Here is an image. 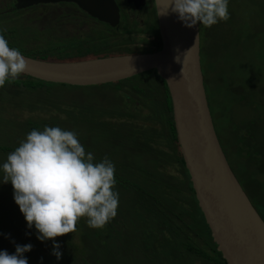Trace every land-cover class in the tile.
<instances>
[{"label": "rangeland", "instance_id": "374dc122", "mask_svg": "<svg viewBox=\"0 0 264 264\" xmlns=\"http://www.w3.org/2000/svg\"><path fill=\"white\" fill-rule=\"evenodd\" d=\"M13 7H15V4L12 3V0H0V15H2V13L5 15L4 13ZM234 9H237L235 18L237 20L236 23L238 20L241 21V19H243L245 23L252 27L251 31L256 29V34L250 36L248 30L243 28V35L240 41L241 44L233 50L230 48H228V50L223 49L227 52L217 54L219 59L217 58L216 63L213 59L210 61L211 66L209 70H207V73L209 72L210 74L208 97L211 109L215 111L214 122L219 129L218 134L222 132L226 133L223 124L225 120L223 118L217 120V114L222 103L226 106V114H230L228 117L234 118L237 122H241L248 114L247 108L238 109L231 105V97L228 94V89H239V92L242 94H253L256 99L264 101V0H238L237 5H228L229 12L234 11ZM127 10L130 11V7H128ZM61 11L63 12V9H58V11L55 12L54 8H50L46 9L45 15H39L42 12L40 9L36 14L39 15L37 18L40 17V20L35 21L34 17L36 15L30 13L25 23L15 21L14 19L17 20L16 16H13V19L1 17L3 19L0 18V30L11 25V28L18 30V35L14 33L7 36L4 32H0V34L8 38V42H19L22 39H32L31 46L41 49V52L48 51L55 46H58L61 50H65L64 40L66 39L62 37L60 34L61 32L68 35L70 40H72L73 37H91L90 32L84 33V30L86 29V31H88L89 27L81 26L80 21L83 19L81 16L82 14L79 13L74 15L76 18L75 20L72 19V27H69V30L63 31L60 27L59 30L50 31L48 28L51 27V23L58 20V15ZM152 11L153 10H150V8L141 11L140 14L142 18H144L145 25L136 29L139 35L140 32H149L147 26L151 24L153 20L155 21ZM22 14L24 16H17L24 18L26 11ZM129 17L133 18L135 16L129 15ZM45 18L46 21L43 22ZM30 19L32 21H29ZM3 20H5V22ZM10 21H12V24L9 23ZM129 24H131V27H134L132 21H125L124 26H122L120 30H122V32H131V28L128 27ZM226 27L229 29L230 33L234 32L231 30V25H227ZM233 37L237 38V33ZM142 38V36H139L140 41ZM123 39L124 38L119 37L117 41L119 45L111 47L112 51H116V53L121 55H134L146 53L148 51L147 49L149 46L141 48L140 46L137 48L134 46H126L128 42L122 41ZM129 40L131 39L129 38ZM102 42L104 46H113V43L110 40L107 41L105 38L102 39ZM95 47L96 46H94V48ZM135 50L140 52L135 53ZM219 55L223 57L220 58ZM46 58L48 59L43 60L44 58H42L38 60L56 63L74 62V60L68 59L69 55L60 53L56 56L50 52ZM221 78L222 82L219 80ZM247 80L252 81V84L250 86L241 87ZM128 83L135 84L136 82L135 79H130ZM104 87L100 88L99 86H93L79 88L71 86L64 87L55 84L35 87L24 83L15 85L6 81L5 86L0 88V165L6 161L7 155L18 147L19 142L23 140L30 131L33 129L43 130L45 126H59L62 129L76 132L86 152H91L95 155L94 162H100V158L103 159V157H106V155L101 156L99 153L100 149H105L108 153H112L113 150L116 151L115 153L118 154L112 157V159L115 160V175L120 171H125V174L115 176L116 186L114 190L119 193L117 213H120L122 216V221L119 222L117 219L115 223L116 227H118L117 225L119 223L120 224L118 227V239L113 240V243H118L114 251L118 248L124 250V258H120L122 264H155L151 261L150 256L145 257L144 255L146 250L143 245L149 243V241L146 240L147 235L145 234L148 230L144 232L142 226L140 228L141 238L139 242L134 243L132 239L134 233L132 237L130 236L132 229L127 231L128 227H131L129 219L132 217L128 215L129 210L132 211V215L136 212V216L139 211H145V209H140L141 205H145L143 203L146 201H153L151 198L155 199L153 194L154 190H157L160 194L162 189V187H157L154 180L151 181L144 178L141 175V168L150 170V172L153 173L151 178L161 180L162 177H168L169 180L167 182L170 183V181H172V184H174L172 188L174 198L177 197L182 200V207L185 208L186 205H184V203H187V201L184 194H177L174 192L175 188L179 186L182 180V174L180 168L173 165L174 162L169 164L168 160L172 158H169V149L166 147H162V149L168 154L167 159H158L162 166L159 167L158 172H155V162L147 160L145 150L138 153L136 146H133L132 140L134 135L128 133L131 127L125 126L123 130L118 127V125H120L119 123L123 125L133 123L138 125L137 130L139 132H145L144 128L150 127L147 117L152 115V111L143 103L145 100L139 103L144 97L135 92L130 93L129 87H124L123 93ZM105 90H107V92H105ZM124 93L130 94L127 100L125 99ZM130 98L135 101L134 104ZM137 103L139 104L137 105ZM154 126L155 124L153 123L152 128ZM113 135H121L123 137L127 135L130 145L127 146V141H123L122 137L119 139H116V137L112 138ZM145 139L146 137L143 135L142 144H144L143 142ZM155 146L159 147V144ZM120 150H122L123 153H119ZM102 154H104V152ZM119 161H124V163H119ZM241 161L244 164L243 169H247L248 172L244 170L246 174H241V171H243L242 169L240 172H237L238 177L242 176V178L245 177L246 179L253 178L251 175L255 173L258 174L255 178L259 177L264 185V176L258 172L259 167L252 163L249 158L243 157ZM133 165L134 170L131 172L128 169L129 167L133 168ZM240 165L236 163L239 170ZM2 177L3 173L0 171V182H2ZM242 178L241 180H243ZM155 187L157 188L155 189ZM247 187H250L253 192L258 191V187L254 182H248ZM148 193H151L150 196ZM261 194H264V192H261ZM169 195L172 194H165L166 201L173 200V197ZM142 200H144L143 203ZM145 214L148 215V212H145ZM125 216H127L126 222ZM83 220L86 221V219ZM81 221L82 219L77 226L81 224ZM139 226L140 224L137 227ZM132 227L136 228L135 223ZM103 232L106 234L107 230ZM88 233H91V231H88ZM0 236V245L5 247L8 246L15 249L16 245H34L30 252L24 254L28 264H33V262L34 264H45L44 261L39 262V260H34L33 251L37 249L35 244L39 245L41 243L44 245L48 243H58L60 248L64 249V247H67V243H73V247L71 246L73 251L71 248L67 252L66 260L64 259L62 264H94L96 263L94 259L91 261L89 260L91 256L89 251L96 248L97 245H101V242L103 244L105 243L104 235L99 236L97 239L96 235L95 238H93V234L88 236L84 234V236H82L79 233H75L70 239L62 236L57 237L55 241L49 240L41 242L37 239L35 228L29 229L19 207L16 205L13 198L11 183H0ZM46 247L49 248L47 245ZM107 254L109 253H106V256ZM211 260L212 261L201 260L196 257L195 264H220L218 263L220 260L217 254H215V257L211 258ZM99 262H101V264H116L107 257L106 259L101 258L97 263ZM52 264H56V262ZM181 264L189 263L184 262Z\"/></svg>", "mask_w": 264, "mask_h": 264}, {"label": "trees", "instance_id": "16d2710c", "mask_svg": "<svg viewBox=\"0 0 264 264\" xmlns=\"http://www.w3.org/2000/svg\"><path fill=\"white\" fill-rule=\"evenodd\" d=\"M237 2L238 0H229L228 5H237ZM35 9L36 10L31 11V13H34L36 15L39 9ZM41 11L42 12L39 15H43L44 11ZM236 13L237 9H234V11L229 12L230 18L226 21L227 23L221 21L216 25L212 26L211 28L200 26V32L202 35L200 54L201 64L203 73L205 74V87L207 89V98L213 121L215 117V111H212L208 97L210 74L209 72L207 73V70H209V67L211 66L210 61L211 59H213L216 63V60L218 58L217 54L227 52H225L223 49L228 50V48H230L231 50H233L238 45H240V41L242 39L241 36L243 35V28H246L248 30V34L250 36L256 34V29L251 31L252 27L245 23L243 19H241V21L238 20V22L236 23ZM27 14L28 12L26 11L25 16ZM17 15L24 16L22 12L15 11L10 14L7 13L3 16L0 15V18L9 17L10 19H13L12 17L16 16L17 20L14 19L15 21L19 23H25L27 19L18 17ZM39 15H36L34 17L35 21L40 20V17L37 18V16ZM5 20L3 21L5 22ZM29 21L32 20L30 19ZM9 23L12 24V21H10ZM227 25H231V30H233L234 32L230 33L229 29L226 27ZM10 26H6L4 29L0 30V32H4L7 36L12 35L14 33L18 35V30L15 28H11ZM236 33L237 38H234L233 36L236 35ZM6 39L8 40V38ZM31 42L32 39H22L19 42L11 41L8 43L10 47L19 49L22 54L28 57L34 59L44 58L43 60L48 59L46 57L50 54V52L56 56H58V53L69 55L68 59L74 60V62H76L78 60L80 61L94 59L92 58V56L99 57L101 54L105 55L110 51L109 48H106L107 45L104 46L103 42H99L100 44L95 48L93 47V49L91 46H88L87 42H84V40H73L72 42L70 40L66 44L65 50H61L58 48V46H55L53 48H50L48 51L41 52V49L32 47ZM130 79H135L136 83H128ZM130 79L123 80L117 83L99 85V87L102 88L105 86L104 88H109L120 93H123L122 91H124V87H129L130 93L135 92L136 94L144 97V99L139 103L145 100L143 103H145L152 111V115L147 117V120H149L150 122V127H145V132H139L137 130L138 125H135L133 123L129 125H123L119 123L120 125H118V127L121 130H123L125 126L131 127V129L128 130V133L130 135H134V138L132 140L133 146H136V148L138 149V153L142 150H145L147 160H152L155 162V172H158L159 167L162 166L160 165V161H158V159H167L168 154L165 153L162 147H166L169 149V158H172L168 160L169 164L174 162L173 165L178 166L182 174V180L180 181L179 186L175 188L174 192L177 194L183 193L187 201V203H184L186 207L183 208V201L178 199L177 197L174 198L172 190L174 184H172V181H170V183L167 182L169 180L168 177H162L161 180L151 178L153 173H151L150 170L141 168V175L144 178H147V180H154L157 187H162V189L160 194L157 190H154L153 194L155 196V199L151 198V200L153 201H146L143 203L144 200H142V203L145 205H141L142 208L140 207V209H145V211H139V213L137 214L138 217L136 216V212L134 215H132V211L129 210L128 215L132 217L129 219L131 227H128L127 231H130V229H132L130 233L131 237L134 233V237L132 238L133 243L139 242V239L141 238L140 228L143 226L144 232L145 230H148V232L145 234L147 235L146 240L149 241L148 244L146 243L143 245L146 250L144 255L145 257L150 256L151 261L155 264H181L184 262H188L189 264H195L196 257L200 258L201 260L203 259L207 261H212L211 258L215 257V254H217L219 257L220 261L218 263L227 264L226 261L223 259L221 253L217 251V245L213 241L209 226L207 225L204 215L198 205L190 175L186 168V164L181 153V148L178 141L174 122L173 104L166 81L161 76H159L156 70L142 73L141 75L134 76ZM219 80L220 82H222V78ZM7 82H11V84L15 85L24 83L35 87H42L43 85L51 84L37 79H33L28 76H26L24 79L9 80ZM251 82L252 81L247 80L246 83H243L241 85V87L250 86L252 84ZM62 86L66 87L71 85ZM105 92H107V90H105ZM228 94L231 97V105L234 108L238 109L247 108L248 114L246 117H244L241 122H237L234 118L228 117L230 116V114H226L225 104L222 103L220 105L219 112L217 114V120H220L222 118L225 120L223 121V124L226 133L222 132L221 134H218L219 129L216 125L215 128L222 148L226 154L230 165H232L231 167L233 171L236 173L235 175H237V172H240L244 168V164L242 163L241 158L245 157L249 158L252 163L257 165L259 167L258 172L263 174L264 176V101L256 99L253 94H242L239 92V89H228ZM124 95L126 100L128 99V96L130 97V94L128 95L124 93ZM130 99L134 104L135 101L132 98ZM139 103H137V105ZM153 123L155 125H161V129L156 130L154 127L152 128L151 125ZM115 135H113L112 138L116 137V139H119L120 137H122L123 141H127V146L130 145L128 143L127 135L125 137L121 135ZM143 135H145L146 137L145 141L143 142L144 144L141 143ZM157 144H159V147L155 146ZM103 152L104 154H102ZM115 152L116 151L113 150L112 153H108L105 149H100L99 153L101 154V156L106 155V157H108L114 163L115 160H113L112 157L118 154ZM119 153H123V151L120 150ZM101 160L102 158H100V161ZM122 162L124 161H119V163ZM236 163L238 165L241 164L240 170L237 168ZM128 170L132 172L134 170V165L133 168L129 167ZM244 170L248 172L247 169H243V171H241V174H246ZM121 174H125V171H120L116 173L115 176H120ZM257 175L258 174L253 173L251 175L253 178L248 179H246L245 177L242 178V176L238 177L237 175V178L239 179L245 192L248 194L256 210L264 220V194H261V192H264V185L260 181L259 177L255 178ZM241 178L243 180H241ZM248 182H254L255 185L258 187V191L253 192L250 187H247ZM157 187H155V189ZM167 193L172 194L169 195L173 197L172 201L165 200V194ZM162 195L164 198L162 197ZM145 212H148V215H146ZM127 216H125V222ZM117 219L119 220V222L122 221V216L120 215V213H117V215L101 229L89 228L87 226L86 221L82 219L81 224L77 226V230L73 232L74 234L79 233L82 236H84V234L87 236L93 234L94 236L92 237L95 238L96 235L97 239L99 238V236H105L104 244L101 242V245H97L96 248L89 251L91 255L89 257V260L91 261L92 259H94V262H96L94 264H101V262H97L100 261L101 258L106 259V257L114 261L116 264H122L120 262V258H124V250L118 248L116 251H114V249L117 248L118 243H113L114 239H118V227L120 223L117 225L118 227L115 226ZM134 223L136 225V228L132 227ZM139 224L140 226L137 227ZM105 230H107L106 234H104L103 232ZM88 231H91V233H88ZM73 233L65 235L64 237L70 239L74 235ZM46 245L49 246V248H47ZM35 246L37 247V249H34L33 251L35 261H44L45 264H52L53 262H56V264H62L63 260H66L68 254L67 252L73 247V243H67V247H64V249H59V251L62 253V256L59 260H57L56 257L52 255L53 243H48L44 245L40 243L39 245L35 244ZM4 250H6L9 254L15 253V249L8 246L5 247L3 245H0V251ZM106 253L109 254H107L106 256Z\"/></svg>", "mask_w": 264, "mask_h": 264}, {"label": "water", "instance_id": "95a60500", "mask_svg": "<svg viewBox=\"0 0 264 264\" xmlns=\"http://www.w3.org/2000/svg\"><path fill=\"white\" fill-rule=\"evenodd\" d=\"M130 1V0H129ZM136 7L145 0H133ZM75 3L84 12L116 27L115 0H18L15 8ZM162 48L158 52L76 62H47L25 56L26 76L46 83L77 87L117 83L157 70L167 83L181 153L198 205L217 251L227 264H264V220L235 175L220 143L209 107L201 65L200 25L184 27L168 9V0H154Z\"/></svg>", "mask_w": 264, "mask_h": 264}, {"label": "clouds", "instance_id": "9594fccd", "mask_svg": "<svg viewBox=\"0 0 264 264\" xmlns=\"http://www.w3.org/2000/svg\"><path fill=\"white\" fill-rule=\"evenodd\" d=\"M228 4L229 0H168L164 14L170 10L186 28H211L230 18ZM26 69L25 57L0 34V88ZM0 171V183H11L16 205L41 242L75 232L81 219L89 228L101 229L117 215L114 163L108 157L94 162L74 131L59 126L33 129L7 155ZM59 249L53 243L57 260L62 256ZM31 250L28 244L16 245L14 254L0 251V264H28L24 254Z\"/></svg>", "mask_w": 264, "mask_h": 264}, {"label": "flooded vegetation", "instance_id": "af4514ba", "mask_svg": "<svg viewBox=\"0 0 264 264\" xmlns=\"http://www.w3.org/2000/svg\"><path fill=\"white\" fill-rule=\"evenodd\" d=\"M17 1L18 0H12V3L16 5ZM115 2L118 6L119 13H120V21L116 27H113L106 22L99 21L97 18L92 17L90 14L84 12L77 4L72 3V2L71 3L64 2V3H57V4H40L38 6H33L31 8L23 9V10H18L15 7H13L12 9H8L4 14H7V13L10 14L15 11L16 12L20 11L22 13L23 11H27L28 14L24 18L28 19L31 11L36 10L35 8L39 10L40 9L43 10L44 11L43 15H45L46 9L54 8L55 12H57L58 9H63V12L61 11L60 14L58 15V20L56 22L51 23V27L48 28L50 31L59 30L60 27L61 29H63V31L69 30V27H72V22H73L72 19L75 20L76 18L74 15H77L78 13L82 14L81 16L83 20L80 21V24L81 26L89 27V30L86 31L85 29L84 33L90 32L91 37H86V38L73 37L71 42L73 40H78V41L84 40V42H87L88 46L94 47V46H98L102 42V39L105 38L107 41L110 40L113 43V46L106 47L110 49L108 53H106L105 55L101 54L99 57L92 56V58L94 59L114 57V56H124L119 53H116V51H112L111 49V47H116L117 45H119L117 44L119 37L124 38L122 41L128 42L126 46H134L135 48H137L138 46H140V48L144 46H149V48L147 49L148 51L146 53H138L140 51L135 50V53L137 52L138 54L154 53V52H158L159 50H161L162 39H161L160 27H159V22L157 18L154 0H145V5L139 8L136 7V3L133 0H130V1L129 0H115ZM128 7H130L131 9L130 11L127 10ZM147 8H150V10L151 9L153 10L152 13H154L155 21L153 20V22L147 26V29L149 32H140V35H139V32H137L136 29L145 25L144 18H142L140 13L143 9H147ZM129 15H133L135 17L130 18ZM45 21H46V18L43 20V22ZM125 21L127 22L132 21V23L134 24V27H131V24L128 25V27L131 28V32H128V31L122 32V30H120L121 27L124 26ZM60 34L62 35L64 39H66L64 40L65 41L64 48H65L68 40H70V37L63 32H61ZM139 36L143 37L141 41L139 40ZM129 38L131 40H129ZM201 40H202V35H201ZM203 75H204V85H205V74L203 73ZM206 94H207V89H206ZM151 126H153V124ZM154 128L156 130H159L161 129V125H158V126L155 125Z\"/></svg>", "mask_w": 264, "mask_h": 264}]
</instances>
